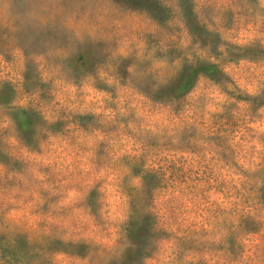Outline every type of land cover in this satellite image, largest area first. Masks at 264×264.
Masks as SVG:
<instances>
[{"label":"clouds","instance_id":"clouds-1","mask_svg":"<svg viewBox=\"0 0 264 264\" xmlns=\"http://www.w3.org/2000/svg\"><path fill=\"white\" fill-rule=\"evenodd\" d=\"M0 264H264V0H0Z\"/></svg>","mask_w":264,"mask_h":264}]
</instances>
